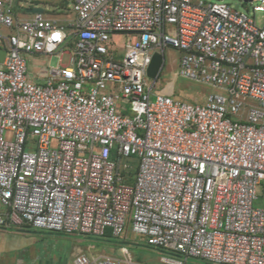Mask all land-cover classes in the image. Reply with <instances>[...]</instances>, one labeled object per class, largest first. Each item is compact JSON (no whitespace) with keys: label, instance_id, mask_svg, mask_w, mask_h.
<instances>
[{"label":"built area","instance_id":"built-area-1","mask_svg":"<svg viewBox=\"0 0 264 264\" xmlns=\"http://www.w3.org/2000/svg\"><path fill=\"white\" fill-rule=\"evenodd\" d=\"M65 1L70 27L0 0V228L103 237L130 222L174 264H264V0ZM167 47L220 91L160 89L147 71ZM33 55L57 58L42 81ZM122 252L75 264H140Z\"/></svg>","mask_w":264,"mask_h":264},{"label":"rangeland","instance_id":"rangeland-1","mask_svg":"<svg viewBox=\"0 0 264 264\" xmlns=\"http://www.w3.org/2000/svg\"><path fill=\"white\" fill-rule=\"evenodd\" d=\"M29 6L41 7L44 9L45 14L51 16H63L61 9L63 8L62 0H17L14 11L21 17L26 14L25 10ZM66 8L67 13L73 18L75 14L72 11V3L70 2ZM256 17L260 24H264V11L256 12ZM120 42H125L124 36L120 38ZM180 55L181 51L177 48L167 47L165 49L164 67L160 73V89L164 92H172L174 90L173 93L177 97L201 103L206 102L207 96L211 93L220 91L208 84L181 76L179 72ZM30 64L33 67L36 64L51 66L57 64V58L52 56L50 59L44 57L32 59ZM187 93H191L192 95L184 96ZM52 145H55V141ZM258 204H264V196L257 202ZM32 229L34 230L31 231V235L37 239L38 245L41 248L40 253L45 257L53 256L62 261L71 260L82 253L90 257L104 255L123 259V246L128 248L134 262L140 264H174L164 260V257L183 259L179 254L150 245L146 240V236L133 230L132 223L130 222L126 224L124 232L121 235H115L108 229L106 235L103 237L67 234L47 229Z\"/></svg>","mask_w":264,"mask_h":264},{"label":"crops","instance_id":"crops-1","mask_svg":"<svg viewBox=\"0 0 264 264\" xmlns=\"http://www.w3.org/2000/svg\"><path fill=\"white\" fill-rule=\"evenodd\" d=\"M68 3L65 2L62 9L63 16L55 17L49 14L44 15L52 20H56L60 24L65 25L66 27H70L71 23L74 21L75 16L72 18L70 14L67 13ZM34 6H29L26 8V14H24L23 18L32 17ZM51 58L46 55H33L29 59L30 66V77L35 80L42 81L47 75L48 66L47 65H39L36 64L34 67L30 64L32 59L38 58ZM66 60V57L64 58ZM168 92V93H173ZM191 96V93L184 94V96ZM34 230L28 226L24 228H0V264H75V258L62 261L60 259H56L53 256L45 257L40 253V247L38 245V241L31 235V231ZM40 254V255H39ZM83 254V253H82ZM184 264H213L208 261L197 259V258H188L184 260Z\"/></svg>","mask_w":264,"mask_h":264},{"label":"water","instance_id":"water-1","mask_svg":"<svg viewBox=\"0 0 264 264\" xmlns=\"http://www.w3.org/2000/svg\"><path fill=\"white\" fill-rule=\"evenodd\" d=\"M33 11L35 12H42L43 8L41 7H34ZM5 57V50H1L0 51V62H2L4 60ZM164 53L162 52H155L153 57H152V61L151 64L148 68L147 74L149 77L156 79L159 77L163 67H164Z\"/></svg>","mask_w":264,"mask_h":264},{"label":"trees","instance_id":"trees-1","mask_svg":"<svg viewBox=\"0 0 264 264\" xmlns=\"http://www.w3.org/2000/svg\"><path fill=\"white\" fill-rule=\"evenodd\" d=\"M65 2H66L65 0H62V6H64ZM128 175L129 176L127 177V181L128 182H132L133 181V177H134V170H131V172Z\"/></svg>","mask_w":264,"mask_h":264}]
</instances>
